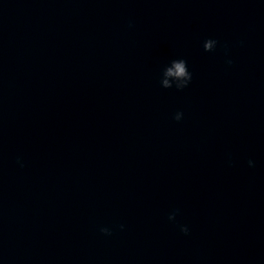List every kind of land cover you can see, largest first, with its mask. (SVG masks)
<instances>
[{
    "label": "water",
    "instance_id": "95a60500",
    "mask_svg": "<svg viewBox=\"0 0 264 264\" xmlns=\"http://www.w3.org/2000/svg\"><path fill=\"white\" fill-rule=\"evenodd\" d=\"M0 264H264V0H0Z\"/></svg>",
    "mask_w": 264,
    "mask_h": 264
},
{
    "label": "clouds",
    "instance_id": "9594fccd",
    "mask_svg": "<svg viewBox=\"0 0 264 264\" xmlns=\"http://www.w3.org/2000/svg\"><path fill=\"white\" fill-rule=\"evenodd\" d=\"M217 41L214 39H207L203 43V48L206 52L214 51L215 47L217 45ZM228 64H231L232 61L229 60L227 61ZM171 66L166 67L164 71V79L161 80V85L163 88H172L173 83L167 79V77L174 78L177 83H175V87L177 90H183L186 88L189 84V82L192 80V74L188 71L187 68V62L183 59H174L170 62ZM183 113L182 112H177L174 116V119L176 121H180L182 119ZM249 166L253 165V161L249 160L248 161ZM22 166V165H21ZM178 211V210H177ZM176 212H173L169 215V220H174L175 219ZM123 225H121V228ZM185 235L188 234V228L186 226H181L180 229ZM100 231L106 235H110L111 232L108 228H100Z\"/></svg>",
    "mask_w": 264,
    "mask_h": 264
}]
</instances>
